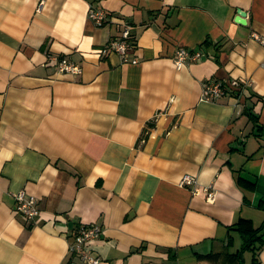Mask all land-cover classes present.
I'll return each instance as SVG.
<instances>
[{"label": "crops", "instance_id": "0c3cea01", "mask_svg": "<svg viewBox=\"0 0 264 264\" xmlns=\"http://www.w3.org/2000/svg\"><path fill=\"white\" fill-rule=\"evenodd\" d=\"M39 2L0 0V264H73L91 224L100 264H241L230 227L264 223V0ZM125 24L138 62L101 57ZM179 46L203 55L177 68ZM232 77L250 81L241 95L202 100L204 81ZM187 173L215 198L180 186ZM21 189L39 198L35 221L16 212Z\"/></svg>", "mask_w": 264, "mask_h": 264}, {"label": "built area", "instance_id": "2783aa9c", "mask_svg": "<svg viewBox=\"0 0 264 264\" xmlns=\"http://www.w3.org/2000/svg\"><path fill=\"white\" fill-rule=\"evenodd\" d=\"M45 5V0H40L38 3V11H41ZM88 16L97 26H106L110 20L109 12L99 4L90 3ZM133 27L130 24H125L121 30V34L111 38L100 49V56L106 57L111 52L118 53L123 61L138 62V57H131V53L137 46L136 38L133 34ZM253 36L264 44V36L256 32ZM203 55L201 50L179 46L175 53V63L177 68H182L188 65L189 62L201 58ZM49 61L53 62L54 67L58 72L78 74L82 72L80 62L69 58L65 55H49ZM246 84L250 81L242 82L239 78L232 77L227 79H212L204 81L202 84V100L217 101L222 95L232 93L241 95ZM179 185L189 188L194 194L205 191L208 194V199L215 198L216 190L212 185H202L197 177L191 174H184ZM16 201V212L24 216L28 221H35L40 213L38 206V196L25 189H21L14 195ZM102 233V228L96 224L82 226L75 235V240L70 244L69 251L77 258L73 264H100L101 257L94 254L91 248V241L99 238Z\"/></svg>", "mask_w": 264, "mask_h": 264}, {"label": "trees", "instance_id": "16d2710c", "mask_svg": "<svg viewBox=\"0 0 264 264\" xmlns=\"http://www.w3.org/2000/svg\"><path fill=\"white\" fill-rule=\"evenodd\" d=\"M262 204L264 205V201ZM232 228L239 231L243 241L242 247L235 256L239 257V260L241 261L244 250L246 248H250L254 253L253 264H258L259 252L264 246V223H262L260 226H255L251 219L242 217L230 227V229ZM231 238L232 237H229L228 246L232 245ZM257 243L259 244L257 245Z\"/></svg>", "mask_w": 264, "mask_h": 264}, {"label": "rangeland", "instance_id": "374dc122", "mask_svg": "<svg viewBox=\"0 0 264 264\" xmlns=\"http://www.w3.org/2000/svg\"><path fill=\"white\" fill-rule=\"evenodd\" d=\"M242 239H238V242H237V245H235L234 248H232V252H235L237 251V249H240L242 247ZM259 243H257L258 245ZM253 257H254V253H253V250L250 249V248H246L243 252V255L241 257V264H253Z\"/></svg>", "mask_w": 264, "mask_h": 264}, {"label": "water", "instance_id": "95a60500", "mask_svg": "<svg viewBox=\"0 0 264 264\" xmlns=\"http://www.w3.org/2000/svg\"><path fill=\"white\" fill-rule=\"evenodd\" d=\"M238 15L239 17H237V20L244 23L245 21L243 18L246 16V12L242 9H238Z\"/></svg>", "mask_w": 264, "mask_h": 264}]
</instances>
